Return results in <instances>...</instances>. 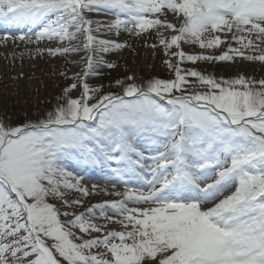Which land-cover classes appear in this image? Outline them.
I'll use <instances>...</instances> for the list:
<instances>
[{"label": "snow or ice", "instance_id": "obj_1", "mask_svg": "<svg viewBox=\"0 0 264 264\" xmlns=\"http://www.w3.org/2000/svg\"><path fill=\"white\" fill-rule=\"evenodd\" d=\"M0 25L21 57L82 62L34 119L0 118V264H264V79L198 66L264 62V0H0ZM124 35L170 77L105 85Z\"/></svg>", "mask_w": 264, "mask_h": 264}, {"label": "rangeland", "instance_id": "obj_2", "mask_svg": "<svg viewBox=\"0 0 264 264\" xmlns=\"http://www.w3.org/2000/svg\"><path fill=\"white\" fill-rule=\"evenodd\" d=\"M93 17L100 20L107 19L103 14H93ZM121 40H126L130 47H126L117 55L108 57L117 61L118 67L105 70L106 75L102 80L105 85L114 82L116 78L133 74L143 79L170 77V73L163 63L164 55L160 49L154 51L147 47L145 39L142 38L124 35ZM152 40H155L154 36ZM185 51L199 52L200 49L186 47ZM72 59L82 63L79 56L53 58L45 54L43 57L35 59L28 56L21 60L16 67V64H12V59L7 70L0 72V118H5V122L15 125L28 118L34 119L39 112L55 104L61 89L70 83L59 73L65 71L71 75L73 71H80L79 68L68 62ZM198 66L201 70L206 69L208 73H212L218 78L230 79L243 74L246 78L264 79V62L260 61L239 59L237 62L221 63L215 67L206 62H198ZM21 72H23V77L20 76ZM90 82L97 83L98 81L97 78H93ZM109 198L102 194L92 196L87 198V203H97Z\"/></svg>", "mask_w": 264, "mask_h": 264}, {"label": "bare ground", "instance_id": "obj_3", "mask_svg": "<svg viewBox=\"0 0 264 264\" xmlns=\"http://www.w3.org/2000/svg\"><path fill=\"white\" fill-rule=\"evenodd\" d=\"M2 30H5V27H0ZM3 30V31H4ZM0 31V34L4 33ZM33 45H26L23 42L16 41L15 43L9 41L6 44H0V72L7 70V66L11 64H16V67L19 65L20 61L26 59L29 55L26 53L23 57L19 55L20 52H24L27 48H33ZM15 52L16 55L13 57L11 53ZM24 62V61H23ZM25 63V62H24Z\"/></svg>", "mask_w": 264, "mask_h": 264}]
</instances>
